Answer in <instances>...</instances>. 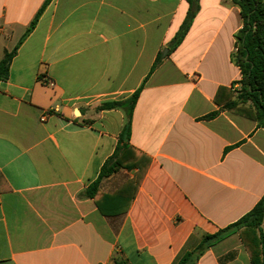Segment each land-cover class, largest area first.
<instances>
[{
	"label": "crops",
	"instance_id": "crops-1",
	"mask_svg": "<svg viewBox=\"0 0 264 264\" xmlns=\"http://www.w3.org/2000/svg\"><path fill=\"white\" fill-rule=\"evenodd\" d=\"M44 2L0 0V61L14 51L0 80V264L258 263L255 228L199 251L264 196V128L247 105L222 107L240 79L239 8L198 0L170 50L184 0ZM128 118L121 155L147 159L139 185L120 168L86 196Z\"/></svg>",
	"mask_w": 264,
	"mask_h": 264
},
{
	"label": "trees",
	"instance_id": "trees-1",
	"mask_svg": "<svg viewBox=\"0 0 264 264\" xmlns=\"http://www.w3.org/2000/svg\"><path fill=\"white\" fill-rule=\"evenodd\" d=\"M50 0H45L42 8ZM188 4V10L183 22L178 31L169 43V49H175L186 35L193 18L199 8L198 0H184ZM240 10V17L242 19V27L234 35V52L231 56L232 62L238 67L240 71V79L233 83L239 85L235 98L229 100L222 107L223 109H232L247 105L252 112L254 120L258 127L264 128V2L262 0H230ZM37 16V15H36ZM33 22L31 23V26ZM14 51L4 55L0 61V80L6 78L8 67ZM160 55L156 58L152 65L151 73L157 64L160 62ZM141 87L136 90L127 101L130 109L133 107L139 95ZM120 105L118 102H105L98 106L97 110L112 109ZM216 112L210 113L204 118H211L215 116ZM129 118L126 124L121 129L118 141L115 146L113 154L101 166L97 179L88 186L85 191L86 196L92 197L97 191L98 182L101 178L109 176L111 173L120 168H138V173L128 182V186L136 187L139 185L144 173L147 159L145 157L124 156L121 153L129 147ZM144 160L146 161L142 164ZM262 214H264V196L254 205V207L236 222L230 224L222 230H219L213 235H206L199 247V251L204 249V243L213 242L221 239L227 233L240 229L242 227H250L258 229L259 243L261 246V259L258 263L264 264V233L260 229ZM192 256L184 255L177 264H191Z\"/></svg>",
	"mask_w": 264,
	"mask_h": 264
},
{
	"label": "built area",
	"instance_id": "built-area-1",
	"mask_svg": "<svg viewBox=\"0 0 264 264\" xmlns=\"http://www.w3.org/2000/svg\"><path fill=\"white\" fill-rule=\"evenodd\" d=\"M231 89H232V91L237 92V90L239 89V85L238 84H234V85H232ZM47 114H48V112L44 113L41 116L40 120H44Z\"/></svg>",
	"mask_w": 264,
	"mask_h": 264
},
{
	"label": "rangeland",
	"instance_id": "rangeland-1",
	"mask_svg": "<svg viewBox=\"0 0 264 264\" xmlns=\"http://www.w3.org/2000/svg\"><path fill=\"white\" fill-rule=\"evenodd\" d=\"M128 106H129V104H128V102L126 103V106H125V109L127 110L128 109Z\"/></svg>",
	"mask_w": 264,
	"mask_h": 264
}]
</instances>
